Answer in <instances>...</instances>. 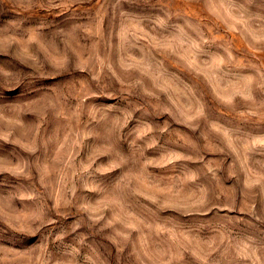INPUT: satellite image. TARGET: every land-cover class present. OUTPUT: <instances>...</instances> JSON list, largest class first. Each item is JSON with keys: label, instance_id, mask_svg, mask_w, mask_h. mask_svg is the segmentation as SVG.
Masks as SVG:
<instances>
[{"label": "rangeland", "instance_id": "1", "mask_svg": "<svg viewBox=\"0 0 264 264\" xmlns=\"http://www.w3.org/2000/svg\"><path fill=\"white\" fill-rule=\"evenodd\" d=\"M0 264H264V0H0Z\"/></svg>", "mask_w": 264, "mask_h": 264}]
</instances>
